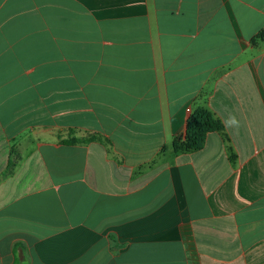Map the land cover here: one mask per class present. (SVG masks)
I'll list each match as a JSON object with an SVG mask.
<instances>
[{"label": "crops", "instance_id": "crops-1", "mask_svg": "<svg viewBox=\"0 0 264 264\" xmlns=\"http://www.w3.org/2000/svg\"><path fill=\"white\" fill-rule=\"evenodd\" d=\"M0 264H264V0H0Z\"/></svg>", "mask_w": 264, "mask_h": 264}, {"label": "trees", "instance_id": "trees-1", "mask_svg": "<svg viewBox=\"0 0 264 264\" xmlns=\"http://www.w3.org/2000/svg\"><path fill=\"white\" fill-rule=\"evenodd\" d=\"M209 126V127H217L218 129H222V125L219 121L215 122L212 120L211 116H209L204 111H198L194 117L190 120L187 137L185 141V147L188 149L196 148L199 144V126Z\"/></svg>", "mask_w": 264, "mask_h": 264}, {"label": "clouds", "instance_id": "clouds-1", "mask_svg": "<svg viewBox=\"0 0 264 264\" xmlns=\"http://www.w3.org/2000/svg\"><path fill=\"white\" fill-rule=\"evenodd\" d=\"M226 129H236L241 127V121L236 115L228 116L223 122Z\"/></svg>", "mask_w": 264, "mask_h": 264}]
</instances>
